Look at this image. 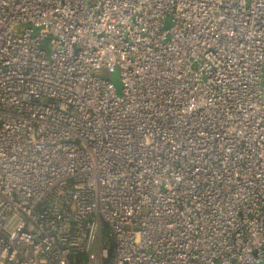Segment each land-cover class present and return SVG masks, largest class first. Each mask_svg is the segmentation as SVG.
I'll return each mask as SVG.
<instances>
[{
    "label": "built area",
    "instance_id": "2783aa9c",
    "mask_svg": "<svg viewBox=\"0 0 264 264\" xmlns=\"http://www.w3.org/2000/svg\"><path fill=\"white\" fill-rule=\"evenodd\" d=\"M0 264H264V0H0Z\"/></svg>",
    "mask_w": 264,
    "mask_h": 264
},
{
    "label": "rangeland",
    "instance_id": "374dc122",
    "mask_svg": "<svg viewBox=\"0 0 264 264\" xmlns=\"http://www.w3.org/2000/svg\"><path fill=\"white\" fill-rule=\"evenodd\" d=\"M168 25H169V19H166V21L164 23V27L167 28ZM37 32H38V29H34L33 30V34H36ZM49 45H50V39L49 38L44 39V41L42 43V46H41V49L45 52L46 56L49 55ZM116 70L119 73V70L118 69H116ZM110 79H112V75L110 76ZM115 88H116L117 96H121V84L120 85H118V84L115 85Z\"/></svg>",
    "mask_w": 264,
    "mask_h": 264
},
{
    "label": "water",
    "instance_id": "95a60500",
    "mask_svg": "<svg viewBox=\"0 0 264 264\" xmlns=\"http://www.w3.org/2000/svg\"><path fill=\"white\" fill-rule=\"evenodd\" d=\"M117 73V74H116ZM112 82L115 84V85H120V82L118 80V71H114V73L112 74Z\"/></svg>",
    "mask_w": 264,
    "mask_h": 264
}]
</instances>
